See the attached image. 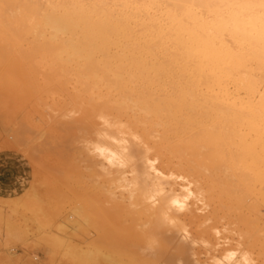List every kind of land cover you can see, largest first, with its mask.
I'll use <instances>...</instances> for the list:
<instances>
[{"label":"bare ground","instance_id":"6f19581e","mask_svg":"<svg viewBox=\"0 0 264 264\" xmlns=\"http://www.w3.org/2000/svg\"><path fill=\"white\" fill-rule=\"evenodd\" d=\"M29 41L31 68L45 84L58 81L62 99L53 105L63 104L61 115L82 128L83 160L95 169L90 183L116 211L113 229L96 223L89 253L105 252L110 264H154V257L167 264H264V0H0V59ZM243 191L254 196L251 205ZM36 198L26 208L39 232L51 229L54 250L64 240L53 234V221H43ZM77 209L62 215L57 231L76 228L79 219L92 223L94 215ZM130 236L144 250H133ZM66 250L74 252L72 245ZM201 250L212 263L201 261Z\"/></svg>","mask_w":264,"mask_h":264},{"label":"rangeland","instance_id":"374dc122","mask_svg":"<svg viewBox=\"0 0 264 264\" xmlns=\"http://www.w3.org/2000/svg\"><path fill=\"white\" fill-rule=\"evenodd\" d=\"M19 44L23 45L24 49L22 48V46H18ZM26 44H27V46H26ZM18 45L16 46V48L18 47L17 48L18 51H16V49L13 50L17 54L12 51L13 53L8 54L6 56V59L8 61L7 60L5 61V58L0 59V62L3 59V62L0 63V264H92V263L93 264H110V261L106 258L105 252H103L101 255H99L98 256L99 258H97L95 254L89 253L93 249L92 248L93 242L95 241L96 238H98V234H97L98 230H96L97 227L99 226L98 224L100 222L104 221L103 223H100V226L104 224L107 226L106 230L108 229V226H109V229L111 230L115 226V225H113V224H115L114 222L117 223V221H116V214H115L116 211L113 210V212H112V207H110L108 203H102L105 201L104 200L105 198L102 197V195L100 193H98L97 190L94 188L95 183H90V180H91V182H94V181H92V178H93V175H92L93 172L92 171H95V169L93 170L94 167L92 169H90V167H92L91 166L92 164H89V162H85L86 160L84 159V156H85V158H87L86 157L87 155H86L85 151L83 150V148H81L82 144L80 145V141H79L80 136L82 135L81 132H83V131H78V130H81L82 128L80 129V127H77L78 125H72L71 126L70 123L68 122V120H66V118H64L63 114L61 115V113H63V110H59V109H62L63 104H61L62 106L60 105L61 108H59L58 104H56L57 106H54L55 105L54 103L57 100L62 99V96H61L62 90L60 89L58 81L54 80L55 82L48 85V84L43 83L42 80H40L41 82L38 80L37 75H36L35 71L33 70L34 67H32L33 69L31 68L32 62L31 61L29 62V60H31V59H29L30 54H31V52H30L31 47L29 48V46H31L30 41H29V43L24 42V44L18 43ZM20 47H21V49L24 50L23 54H22V52H20V50H21ZM27 47H28L29 51L27 50ZM23 50H21V51H23ZM25 52H27V53H25ZM24 54L26 55V57ZM8 56H9L11 62H9ZM19 56H23V57H19ZM24 57L26 59L28 57L29 60L28 59L26 60ZM20 59H21V61H22V59H24V61L26 60L28 65L24 61H22L23 66H21L20 65V63H21ZM4 64H5V66H4ZM24 64H26V65H24ZM28 66H30V67H28ZM9 71H13V72H9ZM30 71H31V73H30ZM11 74H13V75H11ZM19 74H21V75H19ZM20 76H22V77H20ZM5 77H7L8 79ZM12 79H14V80H12ZM11 83H12V86H11ZM18 85L21 87H19ZM8 90H9V92H8ZM7 93H9V94H7ZM6 94H7L8 98L6 97ZM33 98L35 99V100H33L34 102L31 101V99H33ZM20 103H22V104H20ZM34 105H35V108H34ZM32 106L34 109L31 108ZM52 107H56V108L58 107L57 110L55 111L56 113L54 112V108H52ZM48 108H49V110H48ZM51 108L53 111L50 110ZM18 109H19V111H17ZM33 111H35V112H33ZM28 112L29 113L31 112L30 115ZM46 112H48V113H46ZM4 114H5V116H4ZM11 115H13V116H11ZM60 115H61L62 119L60 118L58 120ZM50 116L53 117L52 120H51ZM32 119H33V121H32ZM41 120L44 122V125L42 124L43 122ZM51 121H53V123ZM60 121L62 123H59ZM64 121H66V122L64 123ZM50 123L52 124L53 127L51 126ZM54 123H57V125H54ZM46 124L47 125L49 124V126H47ZM67 124H69L70 126L67 127L66 126ZM39 125H40V127H39ZM42 125L46 126V127H43ZM29 126H30V128H29ZM50 126H51V128L49 129ZM56 126L58 127V129L60 128L62 130L59 129L58 130L59 132H57ZM75 126L79 129L75 128ZM42 127H43V131H42V129L40 130V128H42ZM47 127H48V129H47ZM63 127H64V129H63ZM70 127L74 128L73 130L77 131L78 133L77 132L75 133V131L73 132L71 129L66 130L67 128H70ZM32 128H34V129H32ZM16 129H18V130H16ZM44 130H47V132L49 130V132L48 133L46 131L44 132ZM50 130H51L52 134L50 133ZM70 130L73 132V135H71L72 132L70 134ZM40 131L42 132V135L36 134V133H40ZM60 131H61V133H60ZM65 131H68V132H65ZM53 133H56V136H55V134L53 135ZM59 133H60V135L61 134L62 135L60 136ZM66 133H67V135L70 134L71 136H73L72 139H69V136H67ZM13 134L16 135V137ZM43 134L45 135V137ZM52 135H53V137H51ZM58 135H59V138L57 137ZM63 135H65L66 137ZM74 135L76 137L78 136V138L76 139V137H74ZM47 136H48V138H47ZM55 137L57 138V140ZM60 137H62V138H60ZM45 138H46V141H44ZM50 138L52 140H55L54 141L55 145H54V142L51 141ZM53 138H55V139H53ZM73 138H74V140H73ZM40 139H42V140H40ZM47 139H49L51 142ZM62 139L63 140L65 139V141H63ZM67 139L69 141L72 140V142L67 141ZM41 141L43 142V144L41 143ZM56 141L58 142L57 146L60 148H58L56 146V143H57ZM60 141H62V142L60 143ZM47 142L49 144H47ZM65 142H69V143H65ZM62 143L66 147L68 144L72 143V145H68L70 148L67 147L68 149L66 150L65 146ZM37 144H40V145H37ZM59 144H60V146H59ZM61 144H62V146H61ZM43 145L44 146L52 145L50 147L56 146L57 150H55L54 148L49 149L50 147L47 148V147H44ZM29 146H30V148H29ZM35 146H37L38 148ZM42 146H43V149L46 148V150L44 149V151H43ZM27 147H28V149H27ZM77 148L80 150L79 152H78ZM39 149L40 150L42 149V150L40 151ZM58 149H60L61 152H64V153H66V152L67 153L72 152V153H70L69 155L67 154V156L65 154V156H66L65 157L63 155L64 153H62V155L59 154L60 150H58ZM38 150L42 154L41 153L39 154ZM48 150L50 153L48 152ZM50 150L51 151L54 150V151L51 152ZM74 150H76V151H74ZM82 150L84 151L85 155H83L84 153L82 152ZM56 151H58V152H56ZM73 151L75 153L78 152V153H76L77 154L76 157H80V158H76L75 153H73ZM34 152H37L39 155L37 153H36L37 155H35ZM51 153H55V154H51ZM79 153H81V154H79ZM73 154H74V156H73ZM41 155H42V157H41ZM55 155H60V156L55 157ZM79 155H83V158H82V156H79ZM61 156H63L64 158ZM67 157H70L71 160L74 159L75 163H77V162L79 163L83 159L85 161L83 160L82 164L77 163L76 165H74L75 168L78 165V167L75 169L73 166H71L75 163L74 162L72 163L70 161V159ZM66 158L69 159L68 161H70V163H72L70 165L71 167L69 166V162L66 160ZM61 162L65 163L66 165L62 164ZM79 167H80V170L78 171ZM82 167L84 168V170ZM85 167H86V169H85ZM66 169H67V171H66ZM72 169H73V171H72ZM85 170H87V173L84 172ZM80 171H81V173H80ZM67 172H69V173H67ZM73 172H74V174H73ZM78 173H80V176L82 174H84V175H82L81 179L83 178V176L87 179H84V180L82 179L83 181L81 179H78L80 177V176H78L79 175ZM85 173L88 177L85 175ZM71 175H72V177H70ZM89 177H91V179H89ZM73 180H74V182H73ZM93 180H94V178H93ZM63 181H65V182H63ZM81 181H82V183H81ZM72 182H73V184H72ZM77 183H79V185L81 183L82 187L79 186ZM75 184L77 185V187ZM83 186H88V188L86 187L87 188L86 189ZM70 187H72V188H70ZM53 188H54V190H53ZM71 189H72V191H71ZM81 190H82V192H81ZM94 190L97 192V194L101 195L100 197H102V198H99V196L96 195V192ZM91 192H93V193H91ZM87 193H90V195L91 194L92 195L90 196ZM240 194H241V197L244 200V202L248 205H251L255 201L254 196L251 195L247 191H243ZM82 195H84V196H82ZM81 196H82V199L84 198L83 200H85V204L82 203L83 200H81ZM87 196H88V198L89 197L92 198L93 202L98 200L97 203L94 202V204H98L99 207L96 205L94 206V204L91 203L92 200L89 198L87 201L90 200L89 204L90 203L92 204L91 206H92L93 210H91L92 209L91 206H89V209H88V207L85 208V206L87 204V201H86ZM93 196L98 197L100 200L96 197L93 198ZM30 197H34V198L37 197L36 199L37 200L39 199L41 201L40 204L43 205L42 208L44 210V213H43L44 215L42 217L43 221L44 222L46 220L51 221V222L53 221L52 222V227H53L52 231L54 232L53 234H56V236H59V238L61 239V240L59 239L60 241H62V238H63V240H64V241H62V242H64V243H62L63 245L60 246L61 243L58 242V244H56V247L58 246L57 248L55 247L54 250H52L50 248L49 243H48V239L50 236L49 233H50L51 229L49 227H47L42 232H39V228H38L39 227V223H38L39 221L37 219H35L34 214L31 211H29L28 208H26L27 207L26 206V200ZM102 199L104 201H101ZM89 204H87V205H89ZM104 206L107 209H105ZM79 207H80V210L83 208V210H81V211H84V209L87 210V212L90 216L94 215L95 216L94 219L99 217L100 218L99 222H95L98 220H95L93 222L92 220H93L94 216L93 217L91 216V218H92L91 222L92 223H90V224H85L83 220L79 219L78 222L80 221L81 224L79 226H77L76 228H70V226H69V229H67V230H69L68 232H66L67 230L57 231L56 226L61 221L62 215H63V217L67 216V215H69V213H71V212L73 213V210H75ZM94 207L95 208L98 207V208H96L97 211L95 210ZM99 208L102 209V211ZM103 208H104V210L107 211V214H105L106 212L103 213V211H104ZM57 209H58V211H57ZM77 210H79V209H77ZM94 210H95L96 214L92 212ZM108 213L111 216H109ZM57 215H59L60 217H58ZM110 217L111 218L115 217V219L113 218L115 221L113 222L112 221L113 219L109 220ZM101 219H102V221H101ZM54 221L56 224L54 223ZM96 223H98L97 226H96ZM91 224H93L96 228L94 226H92ZM86 225H89V227H87ZM126 225H127V227H126ZM128 225H129L128 222L125 223V227L127 229H129L128 231H131V229L129 228ZM77 229H79V230H77ZM109 229H108V231H109ZM138 229H140V227ZM63 231H65L64 233H66V234H61V232H63ZM72 233H73V235H72ZM74 233H76V235ZM132 238H131V236H130V238L129 237L127 238L130 240V242L134 241V243L131 242V244L134 246L132 249L137 250V251L138 250L139 251L144 250V249H139L141 247V244L139 243L140 240L138 238L136 239L137 242L139 240V242H138L139 245H138V244H136L137 242L135 241V239H132ZM65 242L67 245L73 246L74 252H72V253H75V254L67 252ZM89 242H90L91 246H88ZM60 247H62V248L60 249ZM77 248L80 250H76ZM82 251H83V253H81ZM201 251H200L201 253L199 254L201 261H203V262L207 261L208 260L207 259L208 256L206 257L207 254L203 253V252H205L204 250H201ZM94 258H96V259H94ZM156 258L157 257H154L155 262L158 260V259L156 260ZM93 260H95V261H93ZM160 260L161 259H159V261ZM222 260H224V258ZM124 261L127 262L128 259L125 257ZM159 261H158V263L154 262V264H164L165 263V262L162 263L163 260H162V262L161 261L159 262ZM208 261H210V263H212V260H208ZM165 264H167V263H165Z\"/></svg>","mask_w":264,"mask_h":264}]
</instances>
